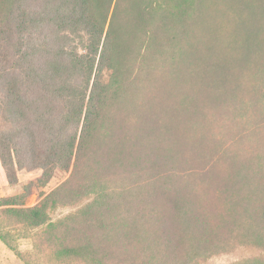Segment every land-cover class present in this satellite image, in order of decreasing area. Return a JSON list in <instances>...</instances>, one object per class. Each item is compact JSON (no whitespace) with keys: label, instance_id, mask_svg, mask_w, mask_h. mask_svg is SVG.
<instances>
[{"label":"trees","instance_id":"obj_1","mask_svg":"<svg viewBox=\"0 0 264 264\" xmlns=\"http://www.w3.org/2000/svg\"><path fill=\"white\" fill-rule=\"evenodd\" d=\"M0 164L59 259L264 264V0H0Z\"/></svg>","mask_w":264,"mask_h":264},{"label":"rangeland","instance_id":"obj_2","mask_svg":"<svg viewBox=\"0 0 264 264\" xmlns=\"http://www.w3.org/2000/svg\"><path fill=\"white\" fill-rule=\"evenodd\" d=\"M40 176V171L20 172L18 174L17 185L10 186L5 180V175L0 164V198L23 195V188L39 179ZM64 178L61 177L58 181L53 180L45 188H33L32 194L26 199V207L34 206L38 202L39 192L51 191L62 183L65 180ZM71 209H74V207L65 209L59 207L55 215L51 217L67 214ZM7 220L4 217H0V227L6 230L4 232L8 230L12 238L10 240L11 244L16 248L17 252L11 251L0 242V264H87L78 258H57L54 250L46 242L43 230L31 231L20 225H16L13 221ZM232 246L226 254L213 256L208 260L198 262V264H235L246 259L258 257L261 253L260 249L253 246H238L235 242Z\"/></svg>","mask_w":264,"mask_h":264}]
</instances>
